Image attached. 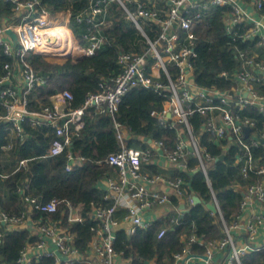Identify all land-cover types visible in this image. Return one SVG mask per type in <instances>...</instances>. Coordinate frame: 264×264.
<instances>
[{"label": "built area", "instance_id": "2783aa9c", "mask_svg": "<svg viewBox=\"0 0 264 264\" xmlns=\"http://www.w3.org/2000/svg\"><path fill=\"white\" fill-rule=\"evenodd\" d=\"M12 1L19 19H0V50L6 58L0 67V126L20 143L32 137L26 126L45 128V134L52 133L53 137L44 154L18 158L11 171H0V179L19 170H29L33 159L63 152L66 171L83 162L84 157L71 152L70 145L84 126V117L91 107L96 114L111 116L121 146L105 158L115 174L99 182L107 204L93 205L88 212L94 224L84 251L75 245V233L71 229L74 223L84 220L79 207L56 196L45 199L35 194L31 191L30 176L16 181L20 208L17 212L0 208V242L8 233L20 229L28 230L32 239L20 250L16 264H34L43 257L52 258V264L79 261L132 264L130 257L114 247L117 230L123 229L131 235L173 213L172 195L193 202V195L181 176L151 172L145 165L158 164L159 154L165 156L171 167L189 171L188 158H196L197 167L209 182L206 160L211 155L193 132L190 118L195 113L203 117L200 132H212L225 150L236 149L234 164L239 167L241 178L247 180L255 175L257 179L244 185L235 183L242 195L230 221L223 218L212 192L211 203L216 206L222 236L205 243L202 255H193L191 243L203 244V241L191 235L182 249L173 254L171 264H184L194 257L203 261L193 264H243L244 254L264 249V128L258 127L257 120L242 114L249 105L264 113V92L260 90L264 86V0H89L88 8L81 9L74 17L77 24L85 23V31L76 34L72 25H61L69 32L65 37L47 30L52 28L48 20L51 13L39 6V0ZM112 2L122 7L126 18L145 37L147 49L142 53L121 51L117 57L120 71L102 78L97 90L88 93L81 105L74 106L72 92L62 89L50 97V102L30 108L29 96L37 86L45 84L46 78L33 70L26 59L27 53L52 61L94 54L102 47L100 26L109 23L105 15ZM215 7L224 8V31L232 41L238 61L231 71L223 70L219 74L229 80L225 87L199 85L193 74L197 56L194 26ZM146 25L154 32L153 39L147 35ZM7 28L15 32V43L5 33ZM50 36H55L56 41H50ZM134 87L164 96L162 109L151 111V115L162 127L176 128L172 147L149 137H141L142 142L147 140L145 146H125L124 141L131 136L115 115L122 97ZM245 128H249L248 133ZM1 147L8 152L13 141ZM162 185L169 190L160 188ZM176 211L182 213L181 208ZM55 213L59 214L57 218L52 216ZM164 232L165 227L160 228L157 237ZM149 263L158 264L154 260Z\"/></svg>", "mask_w": 264, "mask_h": 264}, {"label": "trees", "instance_id": "16d2710c", "mask_svg": "<svg viewBox=\"0 0 264 264\" xmlns=\"http://www.w3.org/2000/svg\"><path fill=\"white\" fill-rule=\"evenodd\" d=\"M14 5L12 0H0V19H19ZM39 6L49 13L69 11L70 25L74 32L80 34L85 31V23L77 24L74 17L81 9L88 8L89 0H39ZM223 13L224 8L215 7L207 11L194 26L197 56L193 61V74L195 82L202 86H228L229 80L219 74L223 70L231 71L238 64L232 41L224 31ZM105 19L109 23L100 26L103 44L94 54L68 58L64 61H51L27 53L26 59L33 70L46 78L45 84L37 86L29 96L30 108H34L38 103L50 102V97L62 89L72 92L74 106L81 105L88 93L97 90L98 82L102 78H109L120 71L117 57L121 51L142 53L147 49L145 37L126 18L118 3L110 4ZM144 29L153 39L154 32L149 30L147 25ZM5 60L0 50V67ZM260 90L264 92V86H260ZM163 102L164 96L143 87H134L122 97L115 117L131 136L124 141L125 146L147 145V140L142 142L141 137L162 140L168 148L173 146L176 128L162 127L159 120L151 115V111L162 109ZM242 114L257 120L258 127L264 128V113L254 106H247ZM202 119V116L195 113L190 121L194 134L200 137L199 144L211 155V158L206 160L209 182L197 167L198 160L192 157L188 158L191 170L180 171L172 167L169 173L172 177L181 176L187 190L192 195H197L200 202L187 203L185 198L172 195L173 213L156 220L148 228L137 229L131 235L123 229L117 230L114 247L122 251L124 256L130 257L132 264H150L152 260L158 264H171L173 254L182 249L186 238L191 235L201 239L203 244L191 243L190 253L202 255L205 243L222 236V224L218 213L206 205L212 201V192L223 218L230 221L237 211L242 195L240 190H236L235 183L244 185L257 179L255 175H251L247 180L241 178L239 167L234 164L236 149L231 147L225 150L215 140L212 132H200ZM84 120V126L70 145L71 152L82 155L84 160L71 171L64 168L66 153L63 152L59 155L33 159L29 163V170H19L3 180L0 179V208L8 212H17L21 206L16 196V181L25 176H30L31 191L35 194H40L45 199L56 196L62 201L69 200L78 206L84 220L74 223L71 229L75 233L74 243L81 251L85 250L91 238V226L94 224L88 212L93 205L107 204L99 188V182L104 177L115 174L114 167L107 164L105 158L121 148L109 114H96L91 107L87 110ZM25 128L32 137L21 143L13 141L12 149L7 152L1 146L11 138L7 137L6 130L0 126V171L9 172L18 158L42 155L48 149L52 133L46 135L45 128L30 129L28 126ZM145 168L151 172H161L158 164L145 165ZM181 204H184L186 211L178 213L176 210ZM52 216L57 218L59 214L55 213ZM162 227H165V232L157 237V232ZM31 240L26 229L14 230L5 235L0 242V263L16 264L20 250ZM241 260L243 264H264V249L244 254ZM52 263V258L43 257L34 264ZM74 264L85 263L79 261Z\"/></svg>", "mask_w": 264, "mask_h": 264}, {"label": "crops", "instance_id": "0c3cea01", "mask_svg": "<svg viewBox=\"0 0 264 264\" xmlns=\"http://www.w3.org/2000/svg\"><path fill=\"white\" fill-rule=\"evenodd\" d=\"M56 13H62V15L66 14L68 16V18L70 17V12L67 11V10H62V11L56 12ZM51 15H52V13H51ZM7 133H8V131H6V135H7V137L11 138L10 141H17L16 138L14 136H12V134L9 135V133L8 134ZM158 169L160 171L168 172V173H170V171L172 169L171 165L166 160L165 156L159 155V154H158ZM160 188H162V189H164L166 191L169 190V188L167 186H165V185L160 186ZM159 213H160V210L158 209V215H159ZM150 215H151V213L148 216H150ZM259 240H261V239H259ZM217 257L218 256H215V259H217ZM202 261H203L202 258L200 259L198 257H194V258H192L190 260H187L184 264H193L194 262H202Z\"/></svg>", "mask_w": 264, "mask_h": 264}, {"label": "water", "instance_id": "95a60500", "mask_svg": "<svg viewBox=\"0 0 264 264\" xmlns=\"http://www.w3.org/2000/svg\"><path fill=\"white\" fill-rule=\"evenodd\" d=\"M5 33L8 34V35L11 37V40H12L14 43L17 41L16 34H15V32H14L12 29L7 28V29L5 30ZM49 40L52 41V42H54V41H56V37H55V36H50V37H49ZM248 131H249V128H245V133H248ZM262 141H264V139H262ZM192 199H193V202H194V203L200 202V198H199L197 195H193ZM206 205H207V207H208L210 210H212L213 212L216 211V206H215L213 203L208 202ZM180 208L182 209V212H185V211H186L185 208H184V204H181V205H180Z\"/></svg>", "mask_w": 264, "mask_h": 264}, {"label": "rangeland", "instance_id": "374dc122", "mask_svg": "<svg viewBox=\"0 0 264 264\" xmlns=\"http://www.w3.org/2000/svg\"><path fill=\"white\" fill-rule=\"evenodd\" d=\"M160 4H161V2H160ZM48 20L50 21L51 27L58 26V28H60L61 25H66V24L69 25V24H71L70 17L68 18V16L66 14L62 15V13H52V15H50L48 17ZM52 60L53 59H51V61ZM59 61H62V59H60Z\"/></svg>", "mask_w": 264, "mask_h": 264}, {"label": "bare ground", "instance_id": "6f19581e", "mask_svg": "<svg viewBox=\"0 0 264 264\" xmlns=\"http://www.w3.org/2000/svg\"><path fill=\"white\" fill-rule=\"evenodd\" d=\"M44 30H46V29H44ZM47 30L49 32H51V34H54L55 36H62V37L67 36L68 33H69L68 29L66 27H64V26H61L60 28H58V26H55V27H52V28H47Z\"/></svg>", "mask_w": 264, "mask_h": 264}]
</instances>
